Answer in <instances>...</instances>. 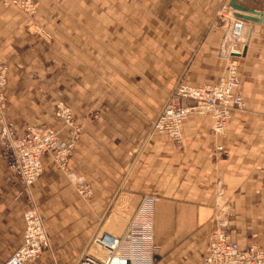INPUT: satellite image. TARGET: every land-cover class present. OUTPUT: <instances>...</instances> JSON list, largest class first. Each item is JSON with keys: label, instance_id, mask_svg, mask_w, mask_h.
<instances>
[{"label": "crops", "instance_id": "crops-1", "mask_svg": "<svg viewBox=\"0 0 264 264\" xmlns=\"http://www.w3.org/2000/svg\"><path fill=\"white\" fill-rule=\"evenodd\" d=\"M5 1L0 62L10 70L0 121V264L23 244L30 202L51 241L31 264H77L105 221L119 233L144 195L158 197L153 264H201L216 228L242 248L264 250V0H238L262 19L248 22L238 59L246 110L234 111L219 137L212 116L194 112L182 121L179 142L153 124L179 84L201 86L225 74L230 22L214 13L232 0H35L37 23L51 39L33 34ZM61 98L82 125L69 173L45 157L42 176L25 190L12 139L31 125L65 135L54 117ZM78 185L92 189L91 199L78 195Z\"/></svg>", "mask_w": 264, "mask_h": 264}, {"label": "built area", "instance_id": "built-area-1", "mask_svg": "<svg viewBox=\"0 0 264 264\" xmlns=\"http://www.w3.org/2000/svg\"><path fill=\"white\" fill-rule=\"evenodd\" d=\"M6 5L18 8L27 18L28 27L35 34L50 39L51 35L37 23L35 0H7ZM229 8H224L228 11ZM221 16L223 13H220ZM228 31L231 60L225 74L214 84L192 86L179 84L168 97L162 113L153 124L157 132L165 133L173 142L182 139V121L194 112L208 113L213 118V134H225L228 121L234 111L246 107L242 93L238 59L244 54L242 38L248 21L242 16L234 17ZM9 66L0 62V121L6 117L8 100L7 86ZM186 102L193 105L185 106ZM54 117L66 130L37 125L28 126L24 133L12 139L16 157L15 170L25 190L34 185L44 171V159L49 157L53 165L64 173H69L70 161L82 135V125L75 119L72 109L61 98ZM216 151L224 154L223 146ZM78 195L91 199L92 189L87 185L77 186ZM158 201L155 195H144L125 229L116 234L101 231L92 241L102 256L85 252L77 264H153L158 252L154 234V209ZM24 235L22 246L4 264H31L51 247L44 219L38 208L30 202L23 214ZM201 264H264V250L251 244L242 248L223 228H216L209 239Z\"/></svg>", "mask_w": 264, "mask_h": 264}, {"label": "rangeland", "instance_id": "rangeland-1", "mask_svg": "<svg viewBox=\"0 0 264 264\" xmlns=\"http://www.w3.org/2000/svg\"><path fill=\"white\" fill-rule=\"evenodd\" d=\"M230 7L232 8V9H228V11H225L224 10V8H226L225 6L224 7H221L218 11H216L215 13H214V15H216V17L218 18V19H227L229 22H230V27H231V25H232V23H233V20L235 19V18H233L231 21H230V18H232V16L233 17H240L241 16V11H238V10H236L234 7H232L231 5H230ZM227 9V8H226ZM223 13V15H225V16H221L220 15V13ZM29 28V27H28ZM30 31L33 33V34H35L31 29H30ZM35 35H38V34H35ZM244 35H245V32H244ZM243 35V36H244ZM51 38H52V36H51ZM50 38V39H51ZM243 39V38H242ZM10 69V68H9ZM219 80V79H218ZM217 80V81H218ZM216 81V82H217ZM216 82H214V83H216ZM214 83H208V84H214ZM245 102H246V107L244 108V110H242V111H245L246 110V108H247V100H245ZM45 222V221H44ZM107 222H109V224H108V227H109V225L112 223V221H105V223H107ZM127 224V223H126ZM108 227H106L105 229H102L101 231H105V232H113V233H115L113 230H111L110 228H108ZM126 227V226H125ZM125 227L120 231V232H122L124 229H125ZM47 229V228H46ZM101 231H99V232H101ZM48 232V231H47ZM98 232V233H99ZM119 232V233H120ZM116 234H118V232L116 233ZM88 252H90L91 254H94V255H100V254H103V252L98 248V247H96L95 245H93V243L91 244V246L89 247V251Z\"/></svg>", "mask_w": 264, "mask_h": 264}, {"label": "water", "instance_id": "water-1", "mask_svg": "<svg viewBox=\"0 0 264 264\" xmlns=\"http://www.w3.org/2000/svg\"><path fill=\"white\" fill-rule=\"evenodd\" d=\"M231 6L234 7L238 11L246 13V15H243L242 18L248 22H261L262 21V19L256 18L253 16V14H257L255 11L240 4L238 0H232ZM262 18L264 19V14L262 15Z\"/></svg>", "mask_w": 264, "mask_h": 264}, {"label": "bare ground", "instance_id": "bare-ground-1", "mask_svg": "<svg viewBox=\"0 0 264 264\" xmlns=\"http://www.w3.org/2000/svg\"><path fill=\"white\" fill-rule=\"evenodd\" d=\"M99 255V254H98ZM99 256H102V254H100Z\"/></svg>", "mask_w": 264, "mask_h": 264}]
</instances>
